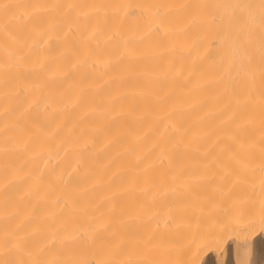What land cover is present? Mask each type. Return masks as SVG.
Segmentation results:
<instances>
[{"label":"bare ground","instance_id":"obj_1","mask_svg":"<svg viewBox=\"0 0 264 264\" xmlns=\"http://www.w3.org/2000/svg\"><path fill=\"white\" fill-rule=\"evenodd\" d=\"M0 264H264V0H0Z\"/></svg>","mask_w":264,"mask_h":264},{"label":"rangeland","instance_id":"obj_2","mask_svg":"<svg viewBox=\"0 0 264 264\" xmlns=\"http://www.w3.org/2000/svg\"><path fill=\"white\" fill-rule=\"evenodd\" d=\"M219 258H222L220 259L221 261H223V263L225 262L224 260H226V256H227V252L225 251V248H223L220 252H219ZM226 253V254H225ZM225 257V258H224ZM220 261V262H221Z\"/></svg>","mask_w":264,"mask_h":264}]
</instances>
